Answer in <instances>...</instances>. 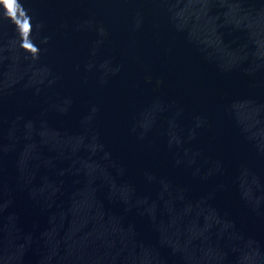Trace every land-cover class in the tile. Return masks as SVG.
Here are the masks:
<instances>
[{
  "label": "water",
  "instance_id": "water-1",
  "mask_svg": "<svg viewBox=\"0 0 264 264\" xmlns=\"http://www.w3.org/2000/svg\"><path fill=\"white\" fill-rule=\"evenodd\" d=\"M0 264H264V0H0Z\"/></svg>",
  "mask_w": 264,
  "mask_h": 264
}]
</instances>
